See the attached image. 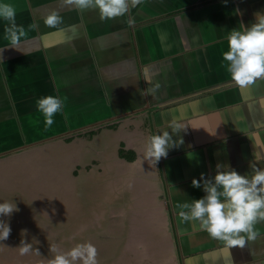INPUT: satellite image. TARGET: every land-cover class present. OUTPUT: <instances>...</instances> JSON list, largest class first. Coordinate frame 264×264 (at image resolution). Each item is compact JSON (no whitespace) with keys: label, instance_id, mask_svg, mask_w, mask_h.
Segmentation results:
<instances>
[{"label":"crops","instance_id":"1","mask_svg":"<svg viewBox=\"0 0 264 264\" xmlns=\"http://www.w3.org/2000/svg\"><path fill=\"white\" fill-rule=\"evenodd\" d=\"M0 3L14 6L27 32L25 54L9 47L0 18L1 188L31 190L44 167L74 163V179L90 177L100 196L101 210L81 229L95 228L93 244L108 246L101 258L264 264V222L256 240L229 248L198 221L181 222L176 207L205 195L192 180L213 178L217 165L249 176L252 162L264 168L255 160L264 157V80L238 88L223 59L229 32L255 23L264 0H143L105 20L60 0ZM52 10L62 17L54 28L44 24ZM46 96L64 102L50 128L37 106ZM174 123L186 130L173 134ZM165 130L183 143L154 166L145 160L148 138Z\"/></svg>","mask_w":264,"mask_h":264},{"label":"clouds","instance_id":"2","mask_svg":"<svg viewBox=\"0 0 264 264\" xmlns=\"http://www.w3.org/2000/svg\"><path fill=\"white\" fill-rule=\"evenodd\" d=\"M143 3V0H60L61 7L71 6L79 10L97 9L100 19H115L129 12L130 8ZM0 18L7 21L5 39L9 47L17 51H25L21 41L27 36L22 25L16 23V9L7 3H0ZM62 23V17L56 10H52L44 19L48 27H56ZM129 26L135 25V20L129 18ZM229 50L223 53L227 62V71L231 81L240 89H249L257 81L264 80V13L255 14V23L250 27L233 29L227 36ZM3 49H0L2 51ZM26 54V53H25ZM264 108V98L260 101ZM38 110L44 116L45 128L54 123V115L61 112L64 102L57 96H46L37 101ZM172 133L186 130L184 126L175 124ZM183 143V140L173 141L167 130L161 131L148 138L146 156L150 164L156 165L162 157L166 158L168 149ZM257 162L264 161V157H257ZM252 174L241 175L231 167L217 165L213 178L192 180L193 188H201L205 195L190 202L178 203V216L183 223L198 221L200 228L215 240L223 241L229 247L243 248L247 241H254L260 236L256 225L264 222V168L257 167L256 162L250 164ZM18 211L14 202L0 203V217H10ZM11 228L0 220V241L7 240ZM54 254L47 264H98V251L91 242L77 243L68 251H62L57 246H50ZM34 249L31 243L21 241L19 254L29 255Z\"/></svg>","mask_w":264,"mask_h":264},{"label":"rangeland","instance_id":"3","mask_svg":"<svg viewBox=\"0 0 264 264\" xmlns=\"http://www.w3.org/2000/svg\"><path fill=\"white\" fill-rule=\"evenodd\" d=\"M51 165L44 167L37 179L32 180L31 185L34 187L31 190V186L23 191L12 185L3 188L0 186V203L14 202L18 209L12 213L11 218L0 217L11 228L8 239L0 241V264H47L54 255L50 246H57L66 252L77 243L93 244L95 228L81 229L83 223L93 217V209L96 213L101 210L96 205L100 196L92 194L90 177L84 182L74 179V163L71 164V170L63 166L60 170L58 165ZM99 186L105 188L106 181L100 180ZM17 221L28 226L18 229ZM22 240L31 243L34 249L39 250L40 255L33 252L21 256L19 246ZM94 246L97 251H108V246ZM101 255L102 253L97 256L98 264H116L108 260V255L104 258Z\"/></svg>","mask_w":264,"mask_h":264}]
</instances>
